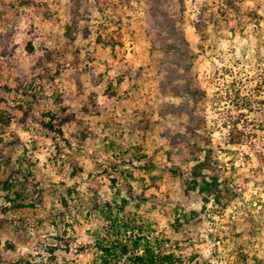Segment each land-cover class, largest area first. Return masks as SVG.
I'll return each mask as SVG.
<instances>
[{
	"label": "rangeland",
	"instance_id": "obj_1",
	"mask_svg": "<svg viewBox=\"0 0 264 264\" xmlns=\"http://www.w3.org/2000/svg\"><path fill=\"white\" fill-rule=\"evenodd\" d=\"M0 264H264V0H0Z\"/></svg>",
	"mask_w": 264,
	"mask_h": 264
}]
</instances>
